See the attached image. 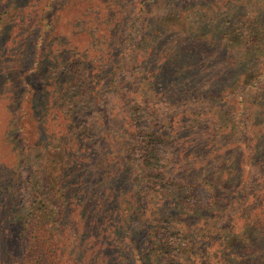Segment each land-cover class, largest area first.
I'll return each mask as SVG.
<instances>
[{"label": "trees", "instance_id": "obj_1", "mask_svg": "<svg viewBox=\"0 0 264 264\" xmlns=\"http://www.w3.org/2000/svg\"><path fill=\"white\" fill-rule=\"evenodd\" d=\"M94 1L0 0V264H264V2L193 0L147 20L163 0ZM122 65L137 85L120 88L127 139L113 146ZM156 102L185 108L156 121Z\"/></svg>", "mask_w": 264, "mask_h": 264}, {"label": "rangeland", "instance_id": "obj_2", "mask_svg": "<svg viewBox=\"0 0 264 264\" xmlns=\"http://www.w3.org/2000/svg\"><path fill=\"white\" fill-rule=\"evenodd\" d=\"M143 1H147V0H100V2L103 4V3H106V6H111L113 3H117L119 4L121 7H123L124 11H129L130 13H132L133 11L136 12V9L139 8L140 6V3L143 2ZM254 1H262L264 2V0H254ZM182 2V3H181ZM96 4L97 2L93 0V4ZM194 3L193 0H163L162 2H155L154 5L152 6L151 9H149V14L147 15L146 19L149 20V17L150 15H152L153 13H157V14H161L162 12H164L165 10L164 9H170V8H173V9H176V8H185L186 6H189V5H192ZM197 5H204V2L203 0L201 1H197L196 2ZM129 13V14H130ZM52 13H50L49 15H51ZM48 15V18L49 19H53L54 18V15L53 17L52 16H49ZM8 24V23H7ZM10 25V24H8ZM14 30L11 31L14 32ZM126 33V29H125V32ZM39 35V32H34V34H32V37L28 39L27 41V45H28V48H24L22 49L21 51H23L24 53V59L25 61L23 62V71H27V69L31 66V61H29L34 55L35 53L37 52V48H36V41H37V36ZM122 37H125V35L123 34L120 39ZM9 38V37H8ZM46 39V38H45ZM76 39L78 40V45H80V47H83V46H86L88 43L87 41H85L84 39L82 38H79V37H76ZM7 39L3 36V37H0V55H3L4 52V48L6 47L5 43H6ZM137 41V38L136 36H133L132 38H130V41L126 44L127 47L125 49V54L122 56V62L123 63L124 61H127L129 60L130 58V55H131V51L133 49V45L136 44ZM10 43V42H9ZM41 49V51H43L44 47H41V48H38V50ZM195 50H198L196 48H194ZM21 51H16L15 55L14 56H20L21 54ZM92 50L89 51V53H91ZM115 54V53H114ZM222 54H224V52H218V55L219 56H222ZM230 52L227 53L228 56H230ZM120 58V57H119ZM110 57L107 56L105 58V61H104V66L105 67V71L106 69H108L111 61H110ZM115 74L117 75L116 78H114V83H111L112 85H110V92L108 91L107 93V97H109V100L107 101V104L106 105L107 107H111V108H115V112H113V115L111 116V119L109 121V124H108V129H109V139L111 141V144L113 146H115L117 144V141L119 140V145H120V141L122 139H127L126 136L123 135L124 131H125V128L123 127V121H122V115H119V108L121 106V102L119 100V93L122 91V89H120L121 87H124L125 86V82H129L130 84H133V86H136L137 84L135 83V79L133 77L136 76V74L134 73L135 72V69H132V68H126L124 67L123 68V65L121 66V68L119 69H115L114 70ZM44 72L40 73L38 75V77L34 78L36 79V83L32 84L34 86H37L39 87L41 85V80H40V75H42ZM106 83L109 82V78L105 79ZM103 86V84H102ZM39 89V88H37ZM38 92H36L37 94ZM116 93V94H115ZM157 109L159 110L158 112V117L156 121H165L166 119L170 118L172 115H176L177 113H181V111L185 108V106L181 105L180 103H178V107H168V106H172L170 105L169 103H165V102H162V103H157ZM197 106V105H196ZM195 106V107H196ZM88 116H85L86 118H83L84 119V122H82V124L85 123V119H87L88 121H91L92 123H96L98 122L100 125L98 126L97 128V138H99V141L104 139L103 136H101L103 132V129H105V124H102V122L98 119H93L94 115H91L89 112L86 114ZM7 123V114L6 112H0V143L1 141L3 140V131L6 127V124ZM189 133H187L186 131L184 132V129L183 131H178L176 133V136L177 137H180V138H185L186 135H188ZM115 137V138H114ZM114 138V139H112ZM178 146V145H177ZM174 148V147H173ZM183 149L180 150V148H177V152H180L182 151ZM174 151L176 152V150L174 149ZM3 154H8L7 152L5 151H2ZM176 154H174V158H173V161L175 163V165L177 166V169H179L181 166H183L184 164L186 163H190V161H182V160H177L176 158ZM185 158V157H184ZM198 169V166L196 167ZM181 173H183L182 171H177V174L178 176H180L183 180L186 176L182 175ZM189 173V172H188ZM187 173V174H188ZM24 174V172H23ZM186 174V175H187ZM204 194L201 193V190H200V196H201V199L204 201L205 197L203 196ZM191 199H198V188H197V191H196V194H193L191 196ZM168 209L170 211H174L175 210V206L173 204L169 205L168 206ZM186 222L188 221V218H186ZM193 224L197 225V228L198 227H201V226H205V223L204 221H200L198 223V221H195ZM134 231V229H133ZM211 232V231H210ZM136 241L137 242H141L143 241L144 239V235L143 233L141 234L140 233V236L138 235L136 238ZM144 249L146 248L145 246H142ZM127 264H133V262H128ZM195 264H198V260H196Z\"/></svg>", "mask_w": 264, "mask_h": 264}]
</instances>
